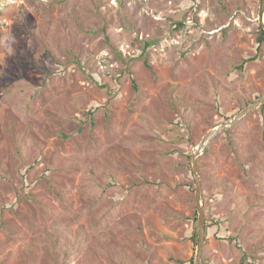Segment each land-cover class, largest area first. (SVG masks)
<instances>
[{
	"label": "rangeland",
	"instance_id": "rangeland-1",
	"mask_svg": "<svg viewBox=\"0 0 264 264\" xmlns=\"http://www.w3.org/2000/svg\"><path fill=\"white\" fill-rule=\"evenodd\" d=\"M260 2L0 0V264H195L190 157L264 97ZM263 105L197 159L201 264H264Z\"/></svg>",
	"mask_w": 264,
	"mask_h": 264
},
{
	"label": "water",
	"instance_id": "water-1",
	"mask_svg": "<svg viewBox=\"0 0 264 264\" xmlns=\"http://www.w3.org/2000/svg\"><path fill=\"white\" fill-rule=\"evenodd\" d=\"M259 23H260V27L264 29V0H261L260 2ZM263 104H264V97H261L258 100L254 101L253 103H251L250 105H248L243 110H241L239 113H237L232 119H230L227 122H224L220 126L210 131L202 139L201 143L197 147L198 150H196L190 157V167L196 185V204H197L198 222H199L198 244H197L195 264H201L202 262L203 250L206 241V219H205V212L202 203V184L198 172L197 159L201 155L202 151L205 149L206 145L216 135H218L220 132L224 131L228 127L232 126L237 121L242 119L244 116L249 114L251 111H253L254 109H256L257 107Z\"/></svg>",
	"mask_w": 264,
	"mask_h": 264
},
{
	"label": "trees",
	"instance_id": "trees-1",
	"mask_svg": "<svg viewBox=\"0 0 264 264\" xmlns=\"http://www.w3.org/2000/svg\"><path fill=\"white\" fill-rule=\"evenodd\" d=\"M258 43L259 44H264V29L260 27L259 29V34H258ZM155 44V42H145L144 44V48H143V52L145 53L151 46H153ZM145 65L150 68V65L148 63V60L146 58L145 60ZM243 65L244 63L240 66V69H243ZM262 108H264V105L262 106ZM194 222L196 223V226L194 228V232H193V236H192V240L193 242L197 245L198 244V233H199V226H198V217H197V214L195 213V216H194ZM206 230H207V227H206ZM207 233V231H206ZM192 264L193 263V260H192Z\"/></svg>",
	"mask_w": 264,
	"mask_h": 264
},
{
	"label": "bare ground",
	"instance_id": "bare-ground-1",
	"mask_svg": "<svg viewBox=\"0 0 264 264\" xmlns=\"http://www.w3.org/2000/svg\"><path fill=\"white\" fill-rule=\"evenodd\" d=\"M196 150H198V149L196 148Z\"/></svg>",
	"mask_w": 264,
	"mask_h": 264
}]
</instances>
